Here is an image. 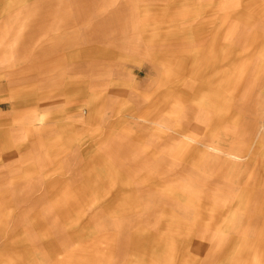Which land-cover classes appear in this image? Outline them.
I'll use <instances>...</instances> for the list:
<instances>
[{
  "label": "crops",
  "instance_id": "obj_1",
  "mask_svg": "<svg viewBox=\"0 0 264 264\" xmlns=\"http://www.w3.org/2000/svg\"><path fill=\"white\" fill-rule=\"evenodd\" d=\"M137 1L0 0V232L28 236H0V264H264L240 168L264 144L224 132L264 72V0H174L173 38ZM125 19L152 47H108Z\"/></svg>",
  "mask_w": 264,
  "mask_h": 264
},
{
  "label": "rangeland",
  "instance_id": "obj_2",
  "mask_svg": "<svg viewBox=\"0 0 264 264\" xmlns=\"http://www.w3.org/2000/svg\"><path fill=\"white\" fill-rule=\"evenodd\" d=\"M139 4V7H134L131 8L134 12L133 15L136 16V13L139 11V28L141 29L143 27V29L147 28V27H152V25H148L146 24L147 22L146 19L144 20V16L146 15V13L150 10H155L157 11V9L159 7L161 8H165L164 11H166V20L169 21V28L170 30H168L169 35L173 38L178 37L180 30L179 27L177 28V25L181 24V15L179 13V8L177 7H173L170 6L169 3L170 2H174V0H139L137 1ZM176 2V1H175ZM149 3H151V5L149 6ZM179 1L177 0V5H178ZM156 4H161L160 6H156ZM175 4V3H174ZM112 8H109L108 11H111ZM127 11V10H126ZM125 11V14H127V12ZM130 12V10H129ZM146 18V17H145ZM148 18V17H147ZM171 25V26H170ZM113 25L109 24V29L110 27H112ZM120 25H117V27ZM122 28H123V32H120V35L118 36H123V39H116L114 40V36L111 37L109 40H105L107 41L108 47H119L122 44V47L124 49H128V48H132L134 46V48H141L144 50H148L150 46L149 41H147V37L146 36L148 34L144 33V32H140V39L139 40H133L132 37L133 35H135L136 32L132 31L131 29V23L127 22L126 19L123 23V25L121 24ZM111 33H109L110 35ZM104 41V40H103ZM141 51V53H143V51ZM143 55V54H141ZM249 74H251V72H249ZM259 75V73H258ZM250 80V79H249ZM259 81L256 82V84H252V82H248V80L246 81V83L244 82V84H242L243 88L245 90H247V86L251 87L250 89L252 91H257L256 93H247V95H249V99H252V102L254 103H236L235 106V111H236V121L237 123H231L230 127L224 128V132L227 131H232L231 128H235V131H232L231 133L235 135V138L238 139H247L249 142V140L252 141H257L260 142L262 144H264V102H262L264 100V96L259 93L258 91V86H263L264 85V72L260 73L259 76ZM245 85V86H244ZM241 86V84H240ZM244 91V90H243ZM243 93V92H242ZM259 102V103H257ZM207 105V104H205ZM261 134V135H260ZM243 135V138H241ZM240 141V140H239ZM242 142V141H241ZM257 142H254L257 143ZM213 145L214 144H218L215 142H212ZM212 145V146H213ZM240 149V148H239ZM220 153L224 154L225 156H228V158L224 160L223 163H231L233 165H235V163L237 164V160L239 159V155H236V152L231 151V152H221V150H219ZM240 151H237V153H239ZM264 153V152H263ZM261 153L259 156L256 155L253 158V162L246 165V166H241L240 168L242 169L241 171V177L244 178V180L247 182V185L249 188H251L252 192V198L253 196L255 197H260L263 196V192L264 191V154ZM263 154V156H262ZM157 155H159V158H162L163 156V152H157ZM260 160V162H259ZM173 172H178L179 168L176 169H172ZM261 176L263 177V179H259ZM210 176V174H209ZM219 175L217 174V177ZM210 177H213L212 175ZM224 177V176H223ZM262 181V182H261ZM212 187L216 188L217 184L215 185V183H212ZM220 187H222V185H219L217 189H219ZM214 191V192H213ZM212 192H208V195L210 196H216V192L217 190L213 189ZM20 195V194H18ZM258 197V198H259ZM93 202V201H92ZM22 203V201L19 199H17V203H15L17 206L20 205ZM13 204V205H15ZM224 205L222 206H230L231 202H223ZM23 207H25V204L23 205ZM19 218V217H18ZM251 223L253 224H258L259 222L255 219L258 218L256 216H251ZM243 216H242V220H243ZM20 225L18 226H14L13 231L8 234L6 232L1 233L0 232V236L3 237V234H8L9 237L11 239H27V233L20 232ZM78 235H83L81 234V232L77 233ZM101 234V233H99ZM78 238V237H77ZM81 238V237H80ZM0 244H2L1 242V238H0ZM12 252L13 251H18L22 254V257L24 256V249L19 247V246H14L11 248ZM79 250V249H78ZM114 250V249H113ZM209 250V249H207ZM78 255H76V259L80 260L79 262H94L96 260H103L106 255L104 254V249L100 248V247H87V248H80L79 252H77ZM136 260H138L136 258ZM23 262H25L23 260ZM22 264V263H21Z\"/></svg>",
  "mask_w": 264,
  "mask_h": 264
}]
</instances>
